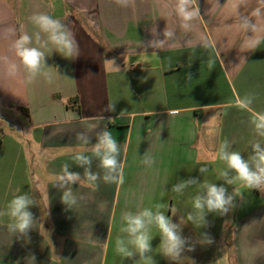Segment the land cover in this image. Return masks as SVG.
<instances>
[{
    "label": "crops",
    "instance_id": "obj_1",
    "mask_svg": "<svg viewBox=\"0 0 264 264\" xmlns=\"http://www.w3.org/2000/svg\"><path fill=\"white\" fill-rule=\"evenodd\" d=\"M177 4L0 0V212L27 194L34 217L22 235L9 231V216H0V264H145L138 254H118L116 240H127L120 231L124 211H155L156 204L166 205L161 211L195 250L175 261L165 257L153 226L147 255L154 264H264V188L227 184L221 173H235L219 159L225 140L245 159L254 143L264 147L256 129L264 122V0H196L199 15L190 21L177 14ZM34 13L71 30L78 47L70 58L50 42L43 46L45 33L37 43ZM25 33L47 59L35 76L13 48ZM156 40L165 43L157 48ZM10 62L15 75L7 72ZM105 129L119 144L123 179L105 182L93 158L99 178L89 186L72 159L90 146L77 134L94 144ZM146 157L155 163H142ZM65 163L81 174L71 186L77 198L71 208L54 186ZM191 178L199 182L172 191ZM207 183L224 185L235 206L224 216L205 210L209 226L202 227L188 216L197 215L193 198ZM205 232L211 245L201 242Z\"/></svg>",
    "mask_w": 264,
    "mask_h": 264
},
{
    "label": "clouds",
    "instance_id": "obj_2",
    "mask_svg": "<svg viewBox=\"0 0 264 264\" xmlns=\"http://www.w3.org/2000/svg\"><path fill=\"white\" fill-rule=\"evenodd\" d=\"M115 2L123 7L128 6V0H115ZM196 0H178L176 7L177 14L184 20L190 21L199 15V8L192 7ZM31 23L39 29L36 33V41L40 43V33L47 34V41L43 46H47L50 42L54 45L58 52L62 53L65 58H70L74 50L78 47L74 35L71 30L62 24L59 20L53 19L44 13H34L30 18ZM254 27V26H253ZM8 31H14L9 29ZM164 37L170 39L173 33L169 30L164 31ZM33 38L27 33L22 34L13 43L15 55L20 62L35 76L40 73L42 67L47 66V59L43 51L39 47H32ZM165 40H156L153 42L154 47H162ZM256 43H259L257 40ZM7 72L9 75H15L17 65L14 62L8 63ZM256 129L259 135L264 136V122L256 123ZM77 140L84 147L80 151H76L72 159L78 167L84 169V176L89 186H94L99 178L98 173L91 170L92 159L99 161V167L104 170L105 182H122V164L119 160L120 147L111 133L105 129L96 135V143H90L89 137L83 133L77 134ZM230 145L225 140L219 149V159L227 164V169L235 173L229 177L228 171L221 173L227 184L234 183L235 180L242 181L248 188L261 189L264 188V147L259 142L252 145V155L245 159L239 152L230 151ZM86 153H91L87 155ZM142 163L151 166L155 163L152 158L146 157ZM69 164L62 165L61 174L56 176L55 187L63 189L61 202L71 208L77 203V198L73 193L71 186L81 182V174L79 172L70 171ZM201 173L206 172V168L199 170ZM199 181L195 178L181 181L173 186L172 191L182 193V191ZM203 192L197 194L193 198V207L197 210V215L189 214L188 219L196 222L199 220L202 227H208L209 221L207 212H218L220 215H227L229 210L234 207V197L230 195L222 184L207 183L203 185ZM33 206V200L27 195L14 196L7 205V212H0V216L7 215L10 218L8 229L13 233L27 235L33 223V213L29 210ZM164 204H156L155 211L151 208H144L138 212L124 211L121 215L122 226L120 231L127 235V240L117 238L116 252L125 258H132L134 255L145 261V264H154V261L147 254L152 251L151 245V229L154 226L160 233V247L165 257L175 261L178 260L185 251H194L195 247L187 243V238L181 235L183 229L178 223L165 215L161 209L165 208ZM173 215L175 210H172ZM201 242L207 245L214 243V239L207 232L202 233ZM131 246V247H130ZM134 249V251H133Z\"/></svg>",
    "mask_w": 264,
    "mask_h": 264
},
{
    "label": "trees",
    "instance_id": "obj_3",
    "mask_svg": "<svg viewBox=\"0 0 264 264\" xmlns=\"http://www.w3.org/2000/svg\"><path fill=\"white\" fill-rule=\"evenodd\" d=\"M74 101L78 102L77 98H73Z\"/></svg>",
    "mask_w": 264,
    "mask_h": 264
},
{
    "label": "rangeland",
    "instance_id": "obj_4",
    "mask_svg": "<svg viewBox=\"0 0 264 264\" xmlns=\"http://www.w3.org/2000/svg\"><path fill=\"white\" fill-rule=\"evenodd\" d=\"M1 136H2V134H1ZM28 141V140H27ZM27 165H28V162H27Z\"/></svg>",
    "mask_w": 264,
    "mask_h": 264
}]
</instances>
